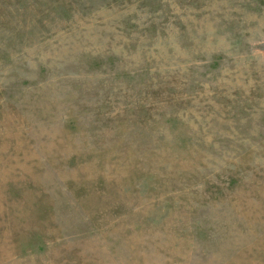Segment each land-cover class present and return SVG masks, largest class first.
Returning <instances> with one entry per match:
<instances>
[{
    "label": "rangeland",
    "instance_id": "rangeland-1",
    "mask_svg": "<svg viewBox=\"0 0 264 264\" xmlns=\"http://www.w3.org/2000/svg\"><path fill=\"white\" fill-rule=\"evenodd\" d=\"M0 264H264V0H0Z\"/></svg>",
    "mask_w": 264,
    "mask_h": 264
}]
</instances>
